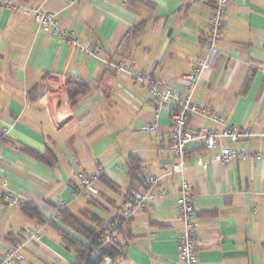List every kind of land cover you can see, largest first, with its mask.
<instances>
[{"label": "crops", "instance_id": "0c3cea01", "mask_svg": "<svg viewBox=\"0 0 264 264\" xmlns=\"http://www.w3.org/2000/svg\"><path fill=\"white\" fill-rule=\"evenodd\" d=\"M11 1L57 11L62 28L100 53H79L41 31L32 12L0 9V131L7 128L0 147V193L5 179L12 194L35 204L46 218L66 202L72 213L87 210L107 223L119 216L131 188L161 176L165 195L124 227L118 240L126 248L115 264H183L177 244L183 225L176 206L181 176L169 172L168 153L175 103L157 106L144 85L115 72L112 63L184 88L178 77L204 50L212 0ZM217 49V60L203 71L192 99L254 135L238 141L218 137L214 149H207L203 139L187 145L183 176L192 184L197 213L198 264H264V158L252 157L264 149L258 136L264 127V0H228ZM68 77L88 88L73 103L65 86ZM188 125L221 128L197 114ZM223 144L248 156L217 162L213 156ZM28 150L46 155L50 163ZM129 157H136L140 167L133 175ZM197 157L207 162L206 168L196 163ZM77 173L96 177L98 195L82 190ZM26 228L39 229V238L24 242ZM12 241L24 242L20 264L75 260L55 228L0 199V256Z\"/></svg>", "mask_w": 264, "mask_h": 264}, {"label": "built area", "instance_id": "2783aa9c", "mask_svg": "<svg viewBox=\"0 0 264 264\" xmlns=\"http://www.w3.org/2000/svg\"><path fill=\"white\" fill-rule=\"evenodd\" d=\"M77 0H69V3H76ZM228 0H212L211 11L208 24L203 40V52L196 57L192 68L188 72L181 73L179 80L183 83L184 88L177 87L169 80L162 77H156L149 72L136 71L131 66L121 62L112 63V69L118 73L126 74L131 80L137 81L144 85L150 96L156 101L157 106L174 101L171 111L170 132L171 137L168 145V153L172 157L170 163V173H176L181 176L179 185V197L176 199L178 218L182 222V230L178 235V255L183 264H198L197 258V213L194 209L192 199V184L184 178L185 154L187 145L197 139H203L207 149L216 147V138L222 137L232 141H238L243 138H250L254 135L249 127H240L228 123L226 117L211 107H203L192 99V93L198 84L204 70L212 67L217 60L219 51L217 42L222 36L224 20L226 18V7ZM8 9L14 14L32 12L33 19L38 28L43 32H51L58 39L67 41L75 47L79 53H90L99 55L98 47L88 48L82 44L74 35V33L66 28H62L57 19V11L44 12L38 7H28L12 2L11 0H0V9ZM197 114L200 117H207L212 122L221 125L219 130L205 129L201 127H191L188 122L192 115ZM151 129V126H146ZM7 128L0 131V147L5 144L3 138L6 136ZM264 145V127L258 134ZM248 154L239 149H230L226 144L214 153L213 159L220 163H227L231 159L237 157L245 159ZM252 157L264 158V149L254 153ZM196 163L202 168L207 167V162L197 157ZM80 186L83 191L89 195H98V190L94 186L96 177H85L81 173H77ZM1 186L4 191L0 193V199L7 206L20 205L22 202L18 195H14L7 188L5 179L1 180ZM165 189L161 186V176H150L145 181L142 188L130 189L122 201L119 216L101 232L97 240L94 254L99 253L110 244L120 243L118 238L121 231L127 223L136 217L142 210L146 209L149 204L156 198L165 195ZM66 202H62L57 207V211L64 209ZM56 211V213H57ZM47 217L54 219L56 217ZM40 236V230L36 228H26L24 231V242L29 243L35 241ZM24 242L12 241L5 244V250L0 256V264H20L25 259L23 254ZM126 245L120 243V251L124 252ZM103 261L109 262V257H104ZM102 261V262H103Z\"/></svg>", "mask_w": 264, "mask_h": 264}, {"label": "trees", "instance_id": "16d2710c", "mask_svg": "<svg viewBox=\"0 0 264 264\" xmlns=\"http://www.w3.org/2000/svg\"><path fill=\"white\" fill-rule=\"evenodd\" d=\"M65 86L70 103H73L77 96L86 93L88 89L86 84L72 77H68ZM3 141L6 142L7 138L4 137ZM28 152L50 163L46 155H41L30 150H28ZM46 154L50 155L51 153ZM128 167L129 172L133 175L140 168L138 159L136 157H129ZM20 210L28 218L34 219L39 224H48L59 232L62 242L66 247H70L74 251L75 260L72 264H101L104 257H109L112 262L111 264H115L116 260L124 254V252L120 251V243L118 242L110 244L107 248L94 254L98 237L104 228L115 219L107 223H102L96 216L90 214L87 210L81 211L79 214H74L66 208L58 210L54 219H48L38 210L37 206L31 202L21 203ZM55 220L73 230L83 241L75 238L66 229L58 226ZM122 232L123 230L121 233Z\"/></svg>", "mask_w": 264, "mask_h": 264}]
</instances>
